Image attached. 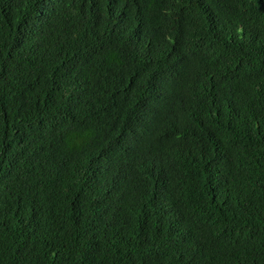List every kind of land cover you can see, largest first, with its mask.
Returning <instances> with one entry per match:
<instances>
[{
	"label": "trees",
	"instance_id": "1",
	"mask_svg": "<svg viewBox=\"0 0 264 264\" xmlns=\"http://www.w3.org/2000/svg\"><path fill=\"white\" fill-rule=\"evenodd\" d=\"M0 264H264V0H0Z\"/></svg>",
	"mask_w": 264,
	"mask_h": 264
}]
</instances>
